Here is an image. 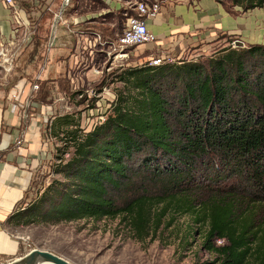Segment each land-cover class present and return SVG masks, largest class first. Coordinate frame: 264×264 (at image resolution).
<instances>
[{
  "label": "trees",
  "instance_id": "trees-1",
  "mask_svg": "<svg viewBox=\"0 0 264 264\" xmlns=\"http://www.w3.org/2000/svg\"><path fill=\"white\" fill-rule=\"evenodd\" d=\"M90 1L79 9L105 7ZM241 2L246 10L264 5L233 0ZM35 24L29 52L38 73L50 25ZM124 81L135 93L119 96L89 134L63 132L74 149L56 170L64 181L41 192L34 179L8 227L122 218L145 242L188 217L186 235L204 230V245L222 264H264V45L230 46L207 69L198 63L148 66L128 72ZM172 87L178 94H170ZM68 119L51 124L54 136ZM133 178L144 180V191L120 205L114 195Z\"/></svg>",
  "mask_w": 264,
  "mask_h": 264
},
{
  "label": "rangeland",
  "instance_id": "rangeland-1",
  "mask_svg": "<svg viewBox=\"0 0 264 264\" xmlns=\"http://www.w3.org/2000/svg\"><path fill=\"white\" fill-rule=\"evenodd\" d=\"M43 1L24 0L23 6L28 14L33 15L34 20L38 21L45 11L48 13L49 22H52V13L47 9L51 0H48V4L45 5H43ZM83 1L93 5L90 0H81V2ZM135 1L147 2V0ZM17 2L22 4L21 0H17ZM225 2L230 3L229 0H225ZM126 3L127 1L122 0V14L119 16L101 7L83 9V11L88 13L87 17L93 18L92 20H95L96 17L99 20H104L106 29H113V22L119 28L125 20L123 14L126 10ZM80 11L82 12V10ZM56 34L54 48L48 59L49 63L46 69L48 73L46 71L43 73V80L54 78L57 83L51 86L55 81H49V85L47 84L44 90L34 91L32 100H35L36 106L31 107L28 113L30 123H35L37 126V132L44 143L43 148L46 153L45 160L39 165L34 177L35 181L42 185L41 192L55 182L64 181V177L56 172L57 167L61 164L64 165L73 157L74 149L69 147L71 144L67 142L63 132L78 129L83 136L89 134L95 127L107 120L108 115L111 114L112 105L118 101L119 96L135 93L132 87L124 81V76L128 72L148 67V60L164 56H169L174 60L166 65L198 63L207 69L213 60L220 58L224 49L230 46L234 49L247 48L237 47L234 42L239 39L234 37L209 36L201 41L198 39L196 42H189L191 44L187 46V50L180 57H177L179 52L174 51L170 55L164 54L157 48L148 49L145 45L132 50L131 58L128 61L116 64L108 62L100 55L96 56L93 61L88 53L81 54L79 58L74 54L70 56L73 60V68H65V65L60 64L59 67L56 62H53L52 57L56 51H59L55 53V59H59L58 62H60L70 55L72 35L68 31H63L62 25L57 29ZM65 36L69 38L68 46L58 48L59 39ZM31 48L32 46L25 53H29ZM76 62L82 63V66L77 65L79 63L76 64ZM43 64L40 67L38 65L40 69L38 73H36L38 71L36 64L28 67L32 74L31 78L34 77V80L38 78L44 67ZM96 65L100 67L101 73L98 75L93 73ZM70 72L73 81L67 79ZM43 80L38 82L41 89ZM172 88L170 94H178V88L176 90L174 87ZM65 116H69V119L65 124L56 128L59 133V136L56 137L50 130L51 124L55 126V123ZM216 159L220 162L218 157ZM143 182V179L133 178L129 187H125L124 191L114 193L115 199L120 205H123L124 202L144 191ZM227 186L228 188L232 187V183L229 182ZM150 187L153 188L151 184ZM37 188L38 186H35L34 191H38ZM34 194L29 198L34 199ZM30 202L31 200H27L19 207V210L27 208ZM176 221L174 228L160 232L158 236L150 237L145 242H139L136 239L127 222L122 218L98 221L83 220L57 225L10 226L8 231L21 238L25 253L34 249L50 251L72 264H222V259L204 245V230H197L195 234L188 233L186 235L192 220L188 217H179ZM196 229L198 228H195L194 231ZM217 244L220 246L221 242ZM9 262L11 261L0 260V264Z\"/></svg>",
  "mask_w": 264,
  "mask_h": 264
},
{
  "label": "crops",
  "instance_id": "crops-1",
  "mask_svg": "<svg viewBox=\"0 0 264 264\" xmlns=\"http://www.w3.org/2000/svg\"><path fill=\"white\" fill-rule=\"evenodd\" d=\"M73 1V8L69 10L66 19L72 22L78 18L82 23L81 27L74 26V28L88 33H101L106 40L115 37L124 28L125 20L119 28L113 22L114 28L106 29L104 20H99L96 16L95 20L87 17L86 14L88 13H85L83 9L86 10L90 6L79 9L82 4L81 0ZM97 1L105 4L104 8L109 12L118 16L122 14V0ZM125 1H127L125 9L129 8L128 3L137 2L135 0ZM156 1L147 0L149 4ZM43 2V5L48 4V0ZM229 2L228 4L225 0L222 2L221 0H161L162 11L157 16L146 19L149 30L158 38L155 45L147 46L148 49L157 48L169 55L176 51L179 52L177 57H180L187 50V46L191 44L189 42H196L198 39L201 41L209 36L219 35L237 38L243 42L245 47L264 45V5L246 10V2L239 4H234L233 0H229ZM49 5L58 10L61 6V0H51ZM31 16L34 19L33 15ZM48 17V13L44 11L38 21H34L46 26L48 23L50 24ZM10 20L9 11L0 5V35L8 36L10 34ZM63 31L68 30L63 27ZM71 38L73 42L68 57L58 62L59 59H55V53L59 51L53 54V62H56L59 67L60 64L65 65V68H73L74 66L70 56L74 55L75 39L73 36ZM68 39L66 36L59 39L58 48L67 47ZM32 59L33 55L30 52L24 53L16 63L15 71L12 74L7 75L0 70V149L3 154L0 162V260L11 262L31 251L28 253L23 251L21 238L8 231L7 222L25 198L39 165L46 157L43 148L44 143L37 132V126L35 123H30V119L25 117L30 108L36 106L35 100H32L34 95L32 85L35 83L32 84V82L36 80L34 77L31 78L32 74L28 70L30 65L36 63ZM48 63L49 61L46 63V69ZM46 69L44 72L48 73ZM43 73L41 79H44ZM67 79L73 81L71 72ZM52 80L57 82L54 78ZM17 86L22 93L20 98L22 110L13 113L11 112L13 104L11 93ZM20 134L25 135V142L22 147L17 146V139Z\"/></svg>",
  "mask_w": 264,
  "mask_h": 264
},
{
  "label": "built area",
  "instance_id": "built-area-1",
  "mask_svg": "<svg viewBox=\"0 0 264 264\" xmlns=\"http://www.w3.org/2000/svg\"><path fill=\"white\" fill-rule=\"evenodd\" d=\"M73 0H61V6L58 10L52 6H48V10L52 13L50 22V34L47 43V53L45 65L32 85L33 91H38L40 86L38 82L42 78V73L46 69V63L50 52L54 48L57 29L62 25L75 39V56L80 57L81 54L88 53L92 60L100 55L108 62L116 64L122 61H128L131 52L140 46L155 44L158 40L157 36L148 28L146 19L148 17L157 16L161 10V0L149 4L148 2H130L129 8L125 10L124 28L116 34L115 37L104 39L103 35L98 32H85L74 28L79 27L82 23L77 18L72 22L67 21V14L73 8ZM0 5L7 9L10 13V34L8 36L0 35V70L7 75L15 71L16 63L25 51L30 48L35 36L37 35L38 25L28 12L21 8L17 0H0ZM81 27V26H80ZM237 47H245L241 40L234 42ZM240 45V46H239ZM149 67H159L174 62L173 58L164 56L163 58H152L148 60ZM79 62H76V64ZM77 65L82 66V63ZM94 75L100 74V67L93 70ZM21 89L17 86L11 93V112L18 113L21 109ZM28 117V114L25 115ZM25 142V135L20 134L17 139V146L22 147ZM3 158L0 149V162Z\"/></svg>",
  "mask_w": 264,
  "mask_h": 264
},
{
  "label": "water",
  "instance_id": "water-1",
  "mask_svg": "<svg viewBox=\"0 0 264 264\" xmlns=\"http://www.w3.org/2000/svg\"><path fill=\"white\" fill-rule=\"evenodd\" d=\"M8 264H72V263L53 252L34 249L25 256L18 258Z\"/></svg>",
  "mask_w": 264,
  "mask_h": 264
}]
</instances>
